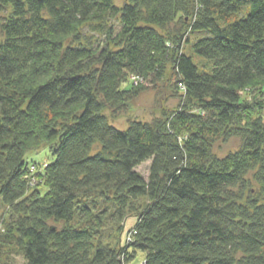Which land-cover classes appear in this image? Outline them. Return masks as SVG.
I'll return each instance as SVG.
<instances>
[{"label":"trees","instance_id":"obj_1","mask_svg":"<svg viewBox=\"0 0 264 264\" xmlns=\"http://www.w3.org/2000/svg\"><path fill=\"white\" fill-rule=\"evenodd\" d=\"M148 83L178 106L114 127ZM138 252L264 264V0H0V264Z\"/></svg>","mask_w":264,"mask_h":264},{"label":"rangeland","instance_id":"obj_2","mask_svg":"<svg viewBox=\"0 0 264 264\" xmlns=\"http://www.w3.org/2000/svg\"><path fill=\"white\" fill-rule=\"evenodd\" d=\"M126 0H115L116 5L122 7L125 4ZM96 40H103V37L92 34ZM145 90L141 97L138 99L134 107L127 113L121 114L119 116L114 115L111 111H106L109 122L119 130H126L129 127V124L132 121H142L151 123L156 117H159L163 110H173L178 104V98L173 96V91L168 85V88H164V92L160 90V87L154 86L153 84L144 85ZM241 142L239 139H232L227 143H219L216 146V155L223 158L229 155L230 153L236 152L239 150ZM29 163L36 164H46L52 163L55 158L50 150L46 147H42L40 151L30 154L27 157ZM151 162H147L138 168L145 178L149 177V168ZM138 223V217H131L128 219L123 235L122 241L123 246L127 245L129 234L135 229ZM146 260V254L138 252L136 258L129 264H143ZM11 262L14 264H25V261L22 257L11 256Z\"/></svg>","mask_w":264,"mask_h":264},{"label":"built area","instance_id":"obj_3","mask_svg":"<svg viewBox=\"0 0 264 264\" xmlns=\"http://www.w3.org/2000/svg\"><path fill=\"white\" fill-rule=\"evenodd\" d=\"M32 171L34 172V171H35V168H33ZM129 240H130V239H129ZM143 264H145V263H143Z\"/></svg>","mask_w":264,"mask_h":264}]
</instances>
